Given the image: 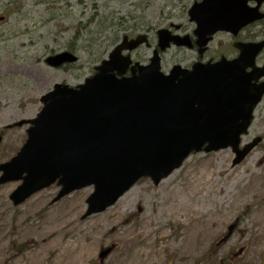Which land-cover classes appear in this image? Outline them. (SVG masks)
I'll use <instances>...</instances> for the list:
<instances>
[{
	"label": "rangeland",
	"instance_id": "1",
	"mask_svg": "<svg viewBox=\"0 0 264 264\" xmlns=\"http://www.w3.org/2000/svg\"><path fill=\"white\" fill-rule=\"evenodd\" d=\"M198 1L0 0V163L26 139L27 125H8L33 118L42 107L40 97L54 84L82 83L124 36H148L149 47L141 43L130 53L147 63L156 47V30L193 36L195 25L187 11ZM230 36L216 33L202 57L195 48L170 46L160 53L161 69L235 56ZM239 38H264V20ZM61 51L74 53L77 61L50 66L47 57ZM257 61H264V49ZM256 137L258 144L238 163H233L231 147L192 152L157 184L140 178L112 205L89 215H84L85 200L92 185L55 200L60 190L55 181L13 205L9 195L21 180L0 184V264H51L63 244L72 241L84 243L82 264H264V96L239 146ZM255 178L262 179L261 186ZM223 199L226 205H221ZM50 211L58 218L50 220ZM70 213L79 226L86 221L83 230L72 232L70 224L62 223ZM46 227L57 230L45 239ZM47 240L53 241L46 247ZM257 241L261 246L253 261H245L248 247ZM144 243L146 260H137L134 250ZM107 248L100 259L99 252Z\"/></svg>",
	"mask_w": 264,
	"mask_h": 264
},
{
	"label": "water",
	"instance_id": "2",
	"mask_svg": "<svg viewBox=\"0 0 264 264\" xmlns=\"http://www.w3.org/2000/svg\"><path fill=\"white\" fill-rule=\"evenodd\" d=\"M255 1V6H249ZM264 0H200L188 9L193 34L202 55L212 35H235L242 27L264 18ZM157 47L145 65L132 63L131 51L147 43L145 35L123 37L95 73L75 87L56 83L41 96L42 108L34 118L8 125L26 129L18 152L0 163V184L21 180L9 199L18 205L34 192L57 181L55 200L92 185L84 215L104 210L142 177L153 184L178 168L192 152L231 146L238 163L259 141L238 149L255 105L264 94V63L255 58L264 47L258 42L234 43L233 59L194 62L190 68L175 64L161 71L159 52L170 45L191 48L189 35L156 31ZM63 51L47 57L50 66L74 62ZM130 72L126 75L127 68ZM250 68V70H247ZM2 136L0 135V142ZM205 145V146H204ZM109 248L99 252L103 259Z\"/></svg>",
	"mask_w": 264,
	"mask_h": 264
},
{
	"label": "bare ground",
	"instance_id": "3",
	"mask_svg": "<svg viewBox=\"0 0 264 264\" xmlns=\"http://www.w3.org/2000/svg\"><path fill=\"white\" fill-rule=\"evenodd\" d=\"M209 159V158H207ZM209 161V160H207ZM207 167V166H206ZM248 168V164L244 166V169ZM220 172H223V170H220ZM228 177V176H226ZM243 179V175L242 174H239L238 176V179L237 181L240 182L242 181ZM255 185L256 186H261L262 185V179H259V178H255ZM193 187H194V182H193ZM209 188H213V186H209ZM226 199H223V202L221 205H226L227 202L225 201ZM185 203V202H183ZM174 205H177V204H174ZM73 215L70 213L68 218H66L65 220H62V223L64 224H70V228L72 230V232L74 231H77V229H82L83 230V226L84 224H86V221H81V226H79L77 224V222L75 221V219L72 217ZM48 217L50 220L52 219H56L58 217H54L53 213L50 211L48 212ZM76 222V223H75ZM204 225V224H203ZM79 226V227H78ZM203 228V232L205 234V231L207 230V227L206 226H202ZM56 227H50V228H45L43 230V237L46 239V237L49 236V234H52V233H55L56 231ZM88 232H84L83 233V236L86 235ZM201 240L204 238L203 234L201 233ZM53 240H47V245L46 247L52 242ZM139 246H143L141 248V250H134V255H135V259L137 260H143L144 261L146 260L144 257V253L146 251H144V249H146L147 247V244L144 243V244H140ZM261 245L259 244V242L257 241L256 244H253V245H250L248 247V251H249V256H247L245 258V261H253L252 258L254 256V254L256 253V249L259 248ZM84 249H85V246H84V243H81V242H75V241H72V243L69 245V244H63V246L60 248L59 252H56L53 260H52V263L51 264H82V258H83V252H84ZM143 249V250H142Z\"/></svg>",
	"mask_w": 264,
	"mask_h": 264
},
{
	"label": "flooded vegetation",
	"instance_id": "4",
	"mask_svg": "<svg viewBox=\"0 0 264 264\" xmlns=\"http://www.w3.org/2000/svg\"><path fill=\"white\" fill-rule=\"evenodd\" d=\"M249 27H251V25L250 26H247V27H245V28H243L238 34H237V36L235 37V36H233V35H231L230 37H231V46H232V44H233V42L234 41H236V40H240V41H249L248 39H246V38H244V39H240L239 38V35L241 34V32H243V31H245V30H247ZM234 49V51L236 52V54L235 55H237V53H238V51L235 49V48H233ZM136 50V49H135ZM207 50V49H206ZM205 50V51H206ZM204 51V52H205ZM233 57H235L234 55L232 56V57H229V58H233ZM213 60V59H212ZM137 61H140V60H137Z\"/></svg>",
	"mask_w": 264,
	"mask_h": 264
}]
</instances>
